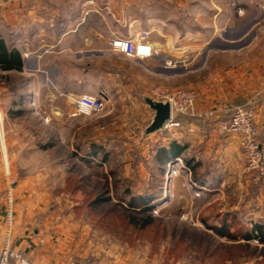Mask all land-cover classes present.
Segmentation results:
<instances>
[{
    "label": "rangeland",
    "instance_id": "obj_1",
    "mask_svg": "<svg viewBox=\"0 0 264 264\" xmlns=\"http://www.w3.org/2000/svg\"><path fill=\"white\" fill-rule=\"evenodd\" d=\"M160 5L167 14H159L157 18L176 22L173 28L156 22L160 28L152 25L149 29H142L138 24L125 28L126 38L142 31L154 40H174L167 44L160 41L158 50L159 54L169 56L165 59L163 56L160 61L175 76L162 75L160 82L145 88L146 96L150 97L153 89L191 90L197 96L195 112L198 86L208 76L206 69L197 72L204 62V55L211 49L224 47L217 41H208L215 40L221 31L219 23L211 16L213 10H219L225 16L234 10L239 20L228 36L242 41L228 46L227 51L240 54L241 63L253 60L252 56L259 64L264 62L262 0H161ZM113 15L117 18L122 13ZM105 16L104 13L93 15L96 19L92 21L90 33L96 32L97 40H88L89 31L84 28L80 34L66 37L60 50H54L58 56L54 55L45 62L49 91L42 93L40 98V101L50 103L48 109H43L50 116L56 111L54 108L58 102L67 98L74 100L81 95L104 97L103 108L70 118L65 105L60 110L66 113L62 124L45 123L47 130L35 123L34 118L40 119L39 115L29 113L7 124L3 117L5 110L13 102H18L17 98L26 100L28 97H20L16 92V88L26 85L23 76L0 71L4 135L0 138L1 152L7 154L10 128L11 138L17 145L28 144L29 147L20 134H30L36 139L32 141L33 147L48 146L53 160L63 161L62 171L53 169L49 173V208L62 217H71L69 223L77 232L75 241L81 251H91L92 255L87 257L91 264H264V247L258 240H243L253 223L264 226V181L252 182L244 167L239 140L240 153L236 150L226 153L217 148L222 134L216 124L210 131L211 136L198 128L191 131L194 137L187 142L180 160L160 167V150H167L170 140L184 137V128L178 125L167 127L162 133L159 131L148 136L143 133L150 118L141 109L132 108L131 104L140 105L142 102L135 91L139 82L135 72L137 67L127 65V58L116 57L115 52L109 51L108 44L105 46L101 39L105 32ZM255 19L258 20L256 28L249 31L247 26ZM117 29L121 33L122 30ZM115 37L121 38L118 34ZM205 40L209 43L206 44ZM91 51L106 55L94 57ZM95 71L117 75L113 93L99 92ZM117 80L123 81L119 83ZM58 134L62 139L55 138ZM181 142L184 145V140ZM75 149L79 158L70 157L71 150ZM90 153L92 156L88 157ZM184 160L197 164L194 173L186 167ZM61 180L64 182L59 187ZM200 180L205 184H197ZM101 196L110 198L111 203L91 207ZM131 198L149 201L148 212L141 216L152 219L150 227L137 230L127 224L129 213L117 204L124 199L123 206H126ZM224 219L228 225L227 233L235 238L233 240L212 230L222 228ZM205 240L211 246L199 247V243Z\"/></svg>",
    "mask_w": 264,
    "mask_h": 264
},
{
    "label": "crops",
    "instance_id": "obj_2",
    "mask_svg": "<svg viewBox=\"0 0 264 264\" xmlns=\"http://www.w3.org/2000/svg\"><path fill=\"white\" fill-rule=\"evenodd\" d=\"M160 1L0 0L2 24L0 26V39L5 42L9 49L19 52L23 63L21 72L3 73H16L23 76L26 85L16 88V92L20 97L22 95L28 97L26 100L22 97L17 98L18 102H13L5 110L3 117L6 123L10 124L13 120L20 119L24 113H29L39 115L41 120L34 118L35 123L47 130L48 127L45 126V123L46 125L48 123L62 124L66 113L60 110L64 109L65 105L69 109L68 117L74 118L71 114L76 97L74 100L67 98L68 100L63 99L60 103L58 102L54 108L56 111L51 114L52 116L43 111V109L50 107L49 102L40 101L41 94L49 91V84L46 80L48 65L45 62H48L54 55L58 56V52H54V50H60V46L64 45L66 37L78 35L84 28L89 31L88 40H97L96 32L90 33L93 28L92 21L96 19L93 15L97 13L106 14L103 18L105 23L104 37L101 38L104 40L105 46L107 44L109 46L110 40L116 34L121 38H126L128 34L125 28L133 27L136 24L142 29H149L150 26L156 25L155 22L162 24L163 27L168 24L166 28H173L172 25L174 26L176 22L170 19L169 21L158 19L159 14H167V10L161 7ZM117 12L122 13V15L116 18L113 13ZM211 12H213L211 16L215 18V22L219 23L218 29L221 31L215 40L208 41H217L224 47L211 49V52L207 51L204 55V62L197 72L202 73L201 71L206 69L208 76L198 86V102L195 106L194 115L175 116L173 119L184 128V135H182L184 137L180 135L179 137L182 138H174L168 142V155L173 158V161L180 160L182 152L186 150L187 142L194 137L191 134L193 131L200 128L202 133L206 130L211 136L210 131L215 128L217 121L227 119L230 109L237 105L251 107L254 110L259 140L264 146V68H262L264 62L259 64L252 56L253 60L250 59L247 60L248 62L241 63L240 54L227 51L229 50L228 46L236 45L242 41L228 36V32L235 29L239 20L236 19L234 10L232 14H227V16L222 15L223 12L219 10ZM213 14L216 16L214 17ZM257 22L256 19L250 22L247 29L250 31L256 28ZM117 28L122 30L121 33ZM160 41L167 44L174 40ZM160 41L149 36L150 44L156 49H160ZM208 41L205 40V43H209ZM233 48L236 47H231V49ZM109 51H112L110 46ZM90 53H93L94 57L99 56L100 58L106 55L97 51ZM114 55L124 59L122 55L117 53ZM163 56L164 59L165 57L169 58L160 52V54L149 59L126 60L127 65L133 67L136 65L137 67L135 72L139 82L135 88L136 94L145 95V88L160 82L162 75L175 76L173 71L171 72L161 63L160 60ZM96 72L94 74L98 79L99 92L102 94L113 93L114 77L117 75ZM131 77L134 76L131 75ZM122 81L117 80L119 83ZM131 104L132 108L141 109L147 113L148 118H151L153 112L146 109L143 101L140 105ZM0 111L2 112L1 107ZM10 111L16 112L17 115L10 114ZM159 131L157 132L162 133L165 129ZM7 134V154L6 152L5 154L2 153L0 148V248L8 236L12 249L20 252L33 264H70L71 262L91 264L90 260H87V257L92 255L91 251L89 249L81 251L80 245L75 241L77 232L69 223L71 217H62L57 211H50L49 208V173H52L53 169L62 171L63 161H54L48 146L33 147L32 141L35 137L30 134H20L21 137L23 136L22 140L25 139L26 143H29V147L28 144L17 145L15 140L11 138L13 134L10 128ZM55 138L57 140L62 139L59 134ZM220 139L217 148L226 153L235 150L240 153L236 135L222 134ZM182 140H184V145L181 144ZM173 143L184 148L180 155L172 153L170 146ZM75 156L79 158L76 149L71 150L70 157L75 158ZM91 156L92 153L88 154V157ZM63 182L61 180L59 187L62 186Z\"/></svg>",
    "mask_w": 264,
    "mask_h": 264
},
{
    "label": "built area",
    "instance_id": "obj_3",
    "mask_svg": "<svg viewBox=\"0 0 264 264\" xmlns=\"http://www.w3.org/2000/svg\"><path fill=\"white\" fill-rule=\"evenodd\" d=\"M261 10L264 13V0H262ZM109 46L113 52L129 60L149 59L159 54V50L150 44L148 33L142 31L128 38H112ZM150 98L156 102H168L170 105L171 117L164 124V129L179 125L173 121L176 115H194L193 110L197 96L191 90H175L171 92L168 90L153 89L150 91ZM104 102V97L90 95L78 96L74 100L72 117L97 112L103 108ZM2 123V113L0 111V138L4 137ZM216 129L221 134H233L238 137L246 172L251 175L254 184L264 181V146L259 140L254 110L251 107L233 106L230 109L227 119L217 121ZM0 264L33 263L20 252L12 249L7 236L3 246L0 248ZM70 264L75 263L71 262Z\"/></svg>",
    "mask_w": 264,
    "mask_h": 264
},
{
    "label": "trees",
    "instance_id": "obj_4",
    "mask_svg": "<svg viewBox=\"0 0 264 264\" xmlns=\"http://www.w3.org/2000/svg\"><path fill=\"white\" fill-rule=\"evenodd\" d=\"M22 67H23V63H22V59H21L19 52H17L14 49H9L7 45L5 44V42L0 39V71L1 72H10V71L21 72ZM10 114L17 115L16 112H12V111H10ZM170 148L174 155H180V153L184 149L183 147L179 146L176 143L171 144ZM168 154L169 153L167 150L165 149L160 150L159 158H158L160 167H162L163 164H167L173 161V158L170 157ZM184 164L192 173L195 172L197 164L194 165L192 161H188V160H184ZM197 184L202 186L203 184H205V182L200 180L197 182ZM123 201L124 199H121V201L117 205L120 206V208H123L122 210L124 212L129 213L126 216V222L127 224H129V226L137 230H144L147 227H150L152 225V219L150 217L148 216L142 217L143 215H145V213L148 212V209H149L148 208L149 201L147 199L131 198L127 202L126 206H123L124 205ZM109 203H111L110 198H106V197L104 198L103 196H101L95 199V201L91 204V207H99L101 205H105ZM225 222L226 220L224 219L222 228H212V230L216 234L220 236H225L226 238L230 240L235 239L232 235L227 233L228 225ZM203 224L206 226L205 222H203ZM206 227L210 229L209 226H206ZM252 239L258 240L259 244L264 247V226L262 224L253 223L251 231L248 234H245V236L243 237V240L245 241H249ZM209 246H211V244L210 242H207L206 240L203 243H199V247L208 248ZM213 251L215 252L214 249Z\"/></svg>",
    "mask_w": 264,
    "mask_h": 264
},
{
    "label": "water",
    "instance_id": "obj_5",
    "mask_svg": "<svg viewBox=\"0 0 264 264\" xmlns=\"http://www.w3.org/2000/svg\"><path fill=\"white\" fill-rule=\"evenodd\" d=\"M140 97L147 109L153 112L148 125L143 130V133L148 136L163 129L164 124L170 120L171 108L168 102H156L146 95H140Z\"/></svg>",
    "mask_w": 264,
    "mask_h": 264
}]
</instances>
